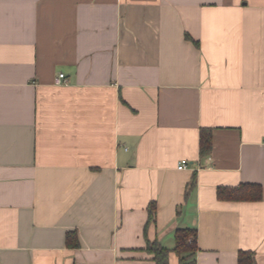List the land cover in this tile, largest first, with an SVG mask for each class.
Returning <instances> with one entry per match:
<instances>
[{
	"label": "crops",
	"instance_id": "crops-1",
	"mask_svg": "<svg viewBox=\"0 0 264 264\" xmlns=\"http://www.w3.org/2000/svg\"><path fill=\"white\" fill-rule=\"evenodd\" d=\"M181 228L264 264V0H0V264H154Z\"/></svg>",
	"mask_w": 264,
	"mask_h": 264
},
{
	"label": "trees",
	"instance_id": "trees-1",
	"mask_svg": "<svg viewBox=\"0 0 264 264\" xmlns=\"http://www.w3.org/2000/svg\"><path fill=\"white\" fill-rule=\"evenodd\" d=\"M196 44V43H195ZM197 45V44H196ZM211 150V134L208 129H201L199 133V154L205 155ZM195 186V178L186 188L188 194ZM217 197L221 200L228 201H258L261 199V188L258 185L246 184L236 188H218ZM155 219V204L151 203L148 206V219L145 225L148 226ZM174 246L169 250L161 246L156 241H146L143 251L152 256L154 264H168L169 254L174 253L179 264H196V253L198 251L196 243L195 229L181 228L177 229L173 236ZM66 246L76 249L79 247L77 236L75 233L66 234ZM239 264H255L253 255L248 252H241L238 255Z\"/></svg>",
	"mask_w": 264,
	"mask_h": 264
},
{
	"label": "built area",
	"instance_id": "built-area-1",
	"mask_svg": "<svg viewBox=\"0 0 264 264\" xmlns=\"http://www.w3.org/2000/svg\"><path fill=\"white\" fill-rule=\"evenodd\" d=\"M64 78V76L62 74L58 75V78L56 80V83H60V80H62ZM178 170H182L185 169V165H180L179 167H177Z\"/></svg>",
	"mask_w": 264,
	"mask_h": 264
}]
</instances>
